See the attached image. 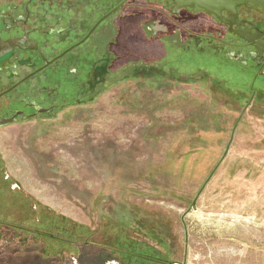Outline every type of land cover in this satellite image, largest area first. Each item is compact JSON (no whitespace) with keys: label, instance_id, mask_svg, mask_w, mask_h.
<instances>
[{"label":"rangeland","instance_id":"374dc122","mask_svg":"<svg viewBox=\"0 0 264 264\" xmlns=\"http://www.w3.org/2000/svg\"><path fill=\"white\" fill-rule=\"evenodd\" d=\"M131 25L95 98L0 127V264L121 262L123 235L161 264H264V95Z\"/></svg>","mask_w":264,"mask_h":264},{"label":"flooded vegetation","instance_id":"af4514ba","mask_svg":"<svg viewBox=\"0 0 264 264\" xmlns=\"http://www.w3.org/2000/svg\"><path fill=\"white\" fill-rule=\"evenodd\" d=\"M133 21L165 56L179 50L203 55L248 75L235 97L264 95V9L258 5L215 15L175 0H0V127L95 98L121 56L117 51H128L130 59ZM59 233L36 235L48 243L45 254L62 256L73 245ZM132 246L120 253L121 262L106 264L163 262L146 260Z\"/></svg>","mask_w":264,"mask_h":264},{"label":"water","instance_id":"95a60500","mask_svg":"<svg viewBox=\"0 0 264 264\" xmlns=\"http://www.w3.org/2000/svg\"><path fill=\"white\" fill-rule=\"evenodd\" d=\"M179 6L195 5L198 11H204L210 14L220 15L222 11H235L239 5L245 3H252L260 6L264 9V0H175ZM126 2V1H125ZM124 4H120L114 10L121 7ZM251 101L248 102V105ZM248 109L245 107L243 113ZM230 145V144H229ZM229 147H227L225 154H227ZM193 208L196 209V200L193 201Z\"/></svg>","mask_w":264,"mask_h":264},{"label":"trees","instance_id":"16d2710c","mask_svg":"<svg viewBox=\"0 0 264 264\" xmlns=\"http://www.w3.org/2000/svg\"><path fill=\"white\" fill-rule=\"evenodd\" d=\"M3 175H4V173H2V177H3ZM18 199L21 200L22 202H24V205H28L27 200L24 199V198H20L19 195H18ZM51 216H53L54 218L51 219V223H52L51 226H50L51 228H49L48 231H47L49 233V235L51 233L54 234L55 232H57L56 231L57 229L62 228L63 226H64L63 227V232L66 233V231H67V227H66L67 226V224H66L67 219L64 218V217H58V216H55V215H51ZM72 232L74 233V231H72ZM61 236L64 237L65 239H68V240H71L70 238L74 237L73 234L71 236H67L65 234H62ZM117 240L119 241V243H122V245L120 244V253H123V252H125V250H128V249L125 248V246L127 244H132V242H133V245H135V241L133 239H131L130 237L127 238L126 235L118 237ZM68 243H70V242H68ZM132 248L133 249L134 248L137 249V246H132ZM143 255H145L146 260L152 258V256H153L150 253H148V254L144 253Z\"/></svg>","mask_w":264,"mask_h":264},{"label":"bare ground","instance_id":"6f19581e","mask_svg":"<svg viewBox=\"0 0 264 264\" xmlns=\"http://www.w3.org/2000/svg\"><path fill=\"white\" fill-rule=\"evenodd\" d=\"M197 214V213H196ZM200 214V213H199ZM195 217V216H194ZM209 245V244H208Z\"/></svg>","mask_w":264,"mask_h":264}]
</instances>
